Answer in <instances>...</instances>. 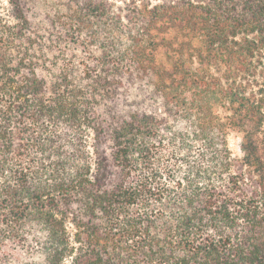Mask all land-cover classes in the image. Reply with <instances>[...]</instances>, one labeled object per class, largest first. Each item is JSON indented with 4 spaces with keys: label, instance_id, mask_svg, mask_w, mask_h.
Wrapping results in <instances>:
<instances>
[{
    "label": "trees",
    "instance_id": "16d2710c",
    "mask_svg": "<svg viewBox=\"0 0 264 264\" xmlns=\"http://www.w3.org/2000/svg\"><path fill=\"white\" fill-rule=\"evenodd\" d=\"M0 264H264V0H0Z\"/></svg>",
    "mask_w": 264,
    "mask_h": 264
},
{
    "label": "rangeland",
    "instance_id": "374dc122",
    "mask_svg": "<svg viewBox=\"0 0 264 264\" xmlns=\"http://www.w3.org/2000/svg\"><path fill=\"white\" fill-rule=\"evenodd\" d=\"M240 142L241 135L239 133L231 131L228 134V146L234 156H241Z\"/></svg>",
    "mask_w": 264,
    "mask_h": 264
}]
</instances>
